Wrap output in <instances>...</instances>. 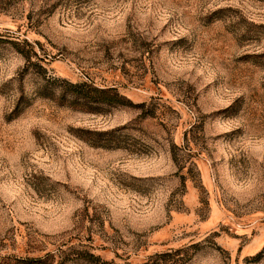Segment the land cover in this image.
Here are the masks:
<instances>
[{
	"label": "rangeland",
	"instance_id": "rangeland-1",
	"mask_svg": "<svg viewBox=\"0 0 264 264\" xmlns=\"http://www.w3.org/2000/svg\"><path fill=\"white\" fill-rule=\"evenodd\" d=\"M0 264H264V0H0Z\"/></svg>",
	"mask_w": 264,
	"mask_h": 264
},
{
	"label": "trees",
	"instance_id": "trees-1",
	"mask_svg": "<svg viewBox=\"0 0 264 264\" xmlns=\"http://www.w3.org/2000/svg\"><path fill=\"white\" fill-rule=\"evenodd\" d=\"M86 100L92 101L100 104H109V105H124L123 98L116 92L98 90V89H89L85 97ZM91 259H95L91 256Z\"/></svg>",
	"mask_w": 264,
	"mask_h": 264
}]
</instances>
